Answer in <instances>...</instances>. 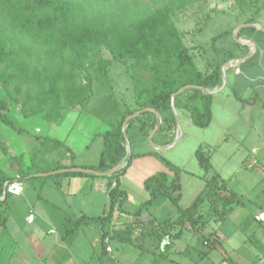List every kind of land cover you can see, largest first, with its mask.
<instances>
[{
    "label": "trees",
    "instance_id": "trees-1",
    "mask_svg": "<svg viewBox=\"0 0 264 264\" xmlns=\"http://www.w3.org/2000/svg\"><path fill=\"white\" fill-rule=\"evenodd\" d=\"M202 1L206 0H151L145 5L138 1L123 3L119 0H0V86L8 100L19 105L24 118L41 115L43 121L56 123L63 111L76 107L98 118L95 111L88 109V102L93 95V81L98 75H106L100 51L106 50L114 62H129L133 100L137 108L122 112L116 108L114 117H100L107 128L102 134L103 148L99 163L95 167L82 168L107 172L121 162H125V166L112 176L105 177L108 179L109 199L105 216L92 219L80 217L66 231L73 234L80 226L99 224L102 228L101 261L106 256L105 240L112 238L110 231L103 228L111 224L113 219L122 216L131 219L121 223L128 227L125 232L127 244L143 252L146 240L152 239L167 246L173 239L179 238L185 224L193 232H199L208 220L221 221L232 210V205L240 203L227 183L214 174L210 178L201 177L204 188L189 207H178L175 221H141L142 211L148 210L159 198L170 199L179 187L181 170L159 156L161 165L173 176L169 179L165 173L159 172L148 177L143 186L149 199L137 212L129 214L123 209L127 196L118 186V176L124 172L131 159L145 155H126L121 129L127 116L144 108L156 110L162 122L153 138L160 136L171 140L175 120L170 107V95L187 85L208 90L221 85V66L233 55L217 62L211 72L202 74L194 65L172 21L176 12ZM235 2L240 16L244 18L243 23L255 24L258 12L264 8V0ZM259 34L263 38V34ZM95 59L100 62L97 68L93 65ZM173 104L175 109L185 110L189 114L193 126L199 129L209 126L211 94L196 89L186 90L174 98ZM4 109L5 103L0 100V124L21 133L14 128ZM157 124L158 120L151 112L129 120L125 127L129 146L146 141ZM36 139V152L58 146L59 157H67L69 164L56 162L40 168L34 160L35 152L30 157L31 167L24 170L21 158L12 157L19 165L21 177L18 181L34 174L76 167L73 164L75 156L68 148L45 137ZM161 144L166 145L167 142ZM0 147L5 152L1 143ZM151 154L157 155L154 152L147 153ZM195 157L199 167L205 174L208 173L211 168L208 156L199 148L195 151ZM60 176L94 177L83 173H64ZM11 181L13 179L0 171V198L4 184ZM175 229L176 232L171 234ZM132 233L137 234L133 238L136 243L132 242ZM67 237L69 235L65 234L63 239Z\"/></svg>",
    "mask_w": 264,
    "mask_h": 264
},
{
    "label": "rangeland",
    "instance_id": "rangeland-1",
    "mask_svg": "<svg viewBox=\"0 0 264 264\" xmlns=\"http://www.w3.org/2000/svg\"><path fill=\"white\" fill-rule=\"evenodd\" d=\"M84 1L94 2V0ZM119 1L123 3L138 1L140 4L146 5L151 0ZM243 20L244 18L240 16V10L235 0L202 1L186 7L172 16L173 24L181 34L183 44L188 48L194 65L202 74L211 72L217 62L233 55V50L237 49L238 46L234 41L233 32L237 27L244 24ZM259 32L262 33L258 29L255 31L240 29L239 35L251 34L250 36L253 39L254 36L260 35ZM100 56L104 62L106 75H98L93 81V95L88 102V109L95 111L99 117L97 118L89 112H85L100 120V117H114L116 108L119 109V112L126 109H136L137 106L133 100L129 62H114L109 53L103 49L100 51ZM99 63L98 59H95L94 68H97ZM216 94H211V103L222 104L223 107L228 105L231 108L237 106V103L230 99L227 89L223 93ZM225 99L229 103H226ZM0 100L5 103L4 113L12 121L14 128L21 131V133H17L15 130L0 124V143L5 149V152H3V148L0 147V171L6 172L15 179L16 175L12 172H17L18 178L21 175L18 173V163L11 158L20 157L23 166L24 158L35 154L38 139L33 138L27 130L32 127V123L36 124L37 121L41 120V115L33 116L29 120L32 122L22 117L19 105L8 100L1 86ZM78 108L70 109L79 110ZM230 111H232V115H228L226 119L220 117L213 127L203 130L191 124L189 114L185 110L176 109L179 132L177 134L178 139L173 147L157 151L146 140V143L142 146L135 143L131 144L130 152L132 154L140 151L154 152L157 154L155 155L156 158H158L157 156L162 157L181 170L179 173L180 185L178 192L180 196L178 204H169L165 207L152 205L147 210V218L151 217L156 222H161L166 218L173 220L178 214V207L181 209L189 207L204 188V181L201 177L210 178L214 174H217L227 183V186L237 195V199L243 205H232V210L221 221L210 219L199 232H193L188 224H185V229L181 231L177 241L173 242L174 244L171 241L167 246H163V244L148 239L143 246V252L132 245H128V236L125 235V231H120L113 238H108L111 240L112 253L109 255L110 250H106V254H108L112 264H219L220 261H225L227 264H255L256 262H250L263 256L260 236L264 231V225H259L252 220L254 212L264 201V191L262 192L260 186L256 185L259 175L254 170L246 171L240 168L244 162L241 152L234 151L228 158L224 153L226 151L221 150L217 153V156L211 158V153L206 148L207 143L205 144L211 137L220 136L228 138L226 144L222 143L220 137L218 140L223 146H229V150L240 147L239 139L240 134L243 132V124L238 118V114H235L231 109ZM224 125H226L225 131ZM36 132H39V130L37 129ZM175 138L176 125L171 140L155 136L152 142L156 146H160L164 142L169 145ZM199 148L205 156L209 157L212 164L206 174L198 166L195 157V150ZM53 157L56 156L53 154ZM53 157H46V160L39 158L38 163L42 168L49 167L55 160ZM243 178H247V180ZM37 180V182H44V179ZM27 183L29 189H26L23 197L7 196V202L16 207L14 215L26 216L33 209L37 213V210L39 212L44 208L42 201L36 199L37 194L40 193L31 188L30 182ZM47 194L48 192L44 190L41 196H50ZM1 216L0 208V218ZM213 234H217L219 239L216 241L212 239L211 242L206 240ZM131 236L132 242L136 243L133 238L137 234L132 233ZM106 242L108 241L105 240Z\"/></svg>",
    "mask_w": 264,
    "mask_h": 264
},
{
    "label": "crops",
    "instance_id": "crops-1",
    "mask_svg": "<svg viewBox=\"0 0 264 264\" xmlns=\"http://www.w3.org/2000/svg\"><path fill=\"white\" fill-rule=\"evenodd\" d=\"M255 24L264 28V8L258 12ZM250 35L251 34L239 35V30L237 31V38L239 40L251 41L255 46V52L248 60L225 69L226 85L223 90L218 92L223 93V91L227 89V93L229 97H231L230 99H233L237 103V106L231 108L228 105L223 107L222 104L211 103V121L209 126L203 129L208 130L213 127L220 117L226 119L228 115H232L231 109L235 114H238V118L243 124V132L240 134L239 139L240 147L229 150V146H223L218 140L220 136L211 137L207 142H202H205V144L207 143L206 148L208 152L211 153V158L217 156V153L221 150L226 151L224 153L228 158L234 151L241 152V157L244 158V162L240 168L246 171L254 170L259 175V180H256L258 181L256 185H259L263 192L264 35L263 38H260L258 35L254 36L256 39H252ZM248 54L249 50L247 47L238 45L237 49L233 50L232 59L244 58L247 57ZM227 99H225V101L229 103ZM78 109L79 110L67 109L63 111L61 118L56 123L50 124L40 118L41 120L37 121L36 124L32 123V127L28 128L27 131L35 139L38 137H45L68 148L75 156L73 164L76 167H95L99 163L103 148L102 134L106 131L107 127L99 119L89 115L80 108ZM31 118L32 117L26 119L29 121ZM223 128L225 131L226 125H224ZM37 129L39 132H36ZM220 138L222 143L226 144L228 138ZM144 143H146V141L135 144L142 146ZM8 145L7 143V146ZM58 149V146L54 145L52 149L36 153L34 157L36 165L42 168L38 163V159L46 160L48 157H53V154L56 156L53 157L55 158L53 164L57 162L68 165V158L65 156L59 157L57 152ZM147 153H151V151L135 152L134 154L145 155L131 159L124 172L118 176V186L127 196L123 204V209L129 214L137 212L139 207L148 201L149 195L143 186L144 181L148 177L159 172L165 173L169 179L173 176L170 171L166 170L161 165L155 155H147ZM30 157L31 155L28 158H24V164L22 166L24 170L31 167ZM210 165L212 166L211 163ZM3 173L13 180L18 181L19 179L17 172H12L15 173L14 175H16L17 179H14L13 176H9L6 172ZM60 175L61 174L41 177V179L45 178L43 180L44 182H37V179H31L34 177L33 175L24 178L22 181H18L23 187V193L17 196V198L23 197L26 193V189H29L27 188V182L31 183V188L34 189V191L36 190L40 193L37 194L36 199L42 201L45 209L42 208L39 212L37 210V213H35L33 209V211H29L26 216L14 215L16 207L13 204H9L7 198L5 201L4 199L0 200L2 212L0 218V264H112L111 259L108 258V254H106L103 261L100 259L102 255L100 239L102 228L99 224L90 223L78 227L73 234L66 233L72 222L80 217L92 219L105 216L109 202L107 194L108 179L105 177ZM243 179L247 180V178ZM179 185L180 183L178 181V186ZM44 190L47 191V195L50 196H41ZM178 190L173 193L170 199L159 198L153 205L165 207L169 204H178L180 196ZM239 202L238 206L243 205L241 201ZM263 211L264 201L258 206L252 216V220L259 225H264V223L257 222L255 216ZM147 214V210L142 211L139 219L144 222L151 219V217L147 218ZM29 215L33 216V220L30 223L27 222V217ZM177 216L173 220L171 218H166L161 222H173L176 220ZM130 220L131 219L124 216L118 217L115 220L113 219L111 224H106L103 229L110 231V236L113 238V236L119 234L120 231L126 232L125 229L128 227L121 225V223L129 222ZM175 232L176 229L170 233L173 234ZM65 234L69 235V237H67L68 239H63ZM212 239L216 241L219 239V236L213 234L212 236L210 235L207 240L211 242ZM106 240L109 242H106V247L110 248L109 255H111V240L108 238H106ZM175 241H177V239H173L172 243ZM263 243L264 231L260 236L261 250L264 255ZM261 258L257 257L255 261H251L250 263L257 262Z\"/></svg>",
    "mask_w": 264,
    "mask_h": 264
},
{
    "label": "water",
    "instance_id": "water-1",
    "mask_svg": "<svg viewBox=\"0 0 264 264\" xmlns=\"http://www.w3.org/2000/svg\"><path fill=\"white\" fill-rule=\"evenodd\" d=\"M243 28H256V29L260 30L263 33V35H264V29L258 24H242V25H240L239 27H237L235 29V31L233 32L234 41L238 45L247 47L248 50H249V54H248L247 57H244V58L231 59V60L225 62L222 65V67H221V74H222L221 85H220L219 88H216L214 90H208V89H205L203 87L187 85V86H184V87L180 88L175 93H172L170 95V107H171V110H172V113H173V116H174V119H175V125H176V138L171 144L156 146L152 142V138H153L154 134L156 133V131L158 130V128H159V126H160V124L162 122L161 115L156 110H154L152 108H144L142 110H139V111H136V112L132 113L131 115L127 116L124 119L121 131H122V135H123V138L125 140V143H126L125 144V149H126V154L127 155L130 153V146H129V143L127 141L126 132H125L126 124H127V122L129 120H132V119L136 118L137 116H139L142 113L151 112V113H153L156 116V118L158 120V124L154 127V129L149 133V135L147 137V142L154 148V150H157V151L166 150V149H169V148H171V147H173L175 145V143H176V141L178 139L177 134L179 132V120H178L176 109L174 108V104H173L174 98L176 96L182 94L184 91L190 90V89H196V90H199V91H201L203 93H207V94H215V93H218L221 90H223V88L226 85L225 69L230 67V66H232V65H235L237 63H240V62H243L245 60H248L249 58H251L253 56V53L255 52V46H254V44L251 41H249V40H239L237 38V31L240 30V29H243ZM124 166H125V162L120 163L119 165L115 166L114 168H112L111 170H109L107 172H98V171L87 169V168L74 167V168H69V169L56 170V171H53V172H50V173L34 174L33 176L36 177V178H41V177H47L49 175H57V174H64V173H83V174L93 175L94 177H110L113 174H115L116 172L120 171ZM6 185H7V183H5L3 188H2V196H1L0 200H3L5 198V187H6Z\"/></svg>",
    "mask_w": 264,
    "mask_h": 264
},
{
    "label": "built area",
    "instance_id": "built-area-1",
    "mask_svg": "<svg viewBox=\"0 0 264 264\" xmlns=\"http://www.w3.org/2000/svg\"><path fill=\"white\" fill-rule=\"evenodd\" d=\"M22 193H23V187L18 181L13 180V181L7 183V185L5 187V195L6 196L17 197V196H20ZM32 220H33V216L29 215L27 217V222L30 223V222H32ZM255 220L257 222L264 223V211L260 212L259 214H257L255 216ZM263 248H264V243H263ZM106 250L109 251L110 248L107 247ZM219 264H227V263L226 262H221ZM255 264H264V255Z\"/></svg>",
    "mask_w": 264,
    "mask_h": 264
}]
</instances>
